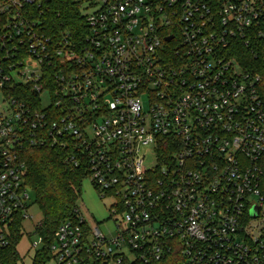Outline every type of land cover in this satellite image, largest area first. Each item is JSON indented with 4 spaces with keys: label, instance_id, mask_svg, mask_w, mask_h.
<instances>
[{
    "label": "built area",
    "instance_id": "2783aa9c",
    "mask_svg": "<svg viewBox=\"0 0 264 264\" xmlns=\"http://www.w3.org/2000/svg\"><path fill=\"white\" fill-rule=\"evenodd\" d=\"M47 3L0 5V249L34 219L27 151L53 148L115 230L77 207L32 264H264V0H98L84 39Z\"/></svg>",
    "mask_w": 264,
    "mask_h": 264
},
{
    "label": "trees",
    "instance_id": "16d2710c",
    "mask_svg": "<svg viewBox=\"0 0 264 264\" xmlns=\"http://www.w3.org/2000/svg\"><path fill=\"white\" fill-rule=\"evenodd\" d=\"M6 0H0V5ZM45 17L41 18L52 36L58 31H70L84 39L87 34L86 15L82 3L77 0H48ZM7 15H0V31L7 24ZM41 30V29H39ZM60 33V32H59ZM67 153L53 148L29 149L25 155L27 172L25 181L36 196V204L41 215L42 225L38 235L47 244L54 241L58 228L66 220L73 218V211L79 207L82 198L83 182L89 169L82 162L80 167L67 163ZM14 242L0 249V264H18L17 247L22 240V222L19 219L13 229ZM46 250H44L45 252ZM43 255L38 253V263Z\"/></svg>",
    "mask_w": 264,
    "mask_h": 264
},
{
    "label": "rangeland",
    "instance_id": "374dc122",
    "mask_svg": "<svg viewBox=\"0 0 264 264\" xmlns=\"http://www.w3.org/2000/svg\"><path fill=\"white\" fill-rule=\"evenodd\" d=\"M82 3L83 12L85 15L92 12L93 7L89 3L95 4L98 7V0H77ZM16 71L14 75H16ZM45 101L44 103H46ZM31 208L30 215L34 216L33 220L24 222V230L22 232V240L20 241L17 252L19 253L18 264H32L37 258V253L40 250L33 248L32 244L38 242L40 236L36 234L35 226L42 222V215L36 204V196L31 192ZM112 201L110 199H103L101 194L94 188L89 178L85 179L82 187V198L79 201L83 215L92 223L98 224L103 232L115 230V223L111 217L110 207Z\"/></svg>",
    "mask_w": 264,
    "mask_h": 264
},
{
    "label": "water",
    "instance_id": "95a60500",
    "mask_svg": "<svg viewBox=\"0 0 264 264\" xmlns=\"http://www.w3.org/2000/svg\"><path fill=\"white\" fill-rule=\"evenodd\" d=\"M170 40H171V38H168V39H167V41H170ZM256 216H257V213L254 212V213H253V217H256Z\"/></svg>",
    "mask_w": 264,
    "mask_h": 264
}]
</instances>
